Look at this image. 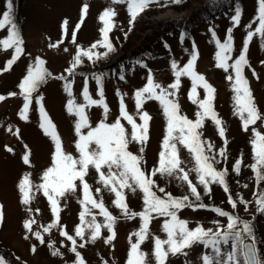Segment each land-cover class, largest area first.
Masks as SVG:
<instances>
[{"label": "rangeland", "instance_id": "rangeland-1", "mask_svg": "<svg viewBox=\"0 0 264 264\" xmlns=\"http://www.w3.org/2000/svg\"><path fill=\"white\" fill-rule=\"evenodd\" d=\"M218 1L220 4H229L230 0H198L192 2L189 8L182 11H175L170 6L175 4L173 0H155L148 7L153 10L149 16L151 27L144 32H140L139 26L134 29L133 34L139 37L131 51L126 52L130 53L129 56L119 51L105 65H99V59L93 62L82 57V63L74 69L73 75H69L65 70L71 66L77 46H80L82 50L88 49L94 42L101 39L99 29L103 27V24L98 17L105 8H112L116 13L113 18L115 26L109 32V39L113 47L115 48L123 39L129 25L126 5L113 3V0H24L19 18L15 20L13 16L23 39V52L9 70L0 71V95L5 97L0 100V205L3 206L4 216L3 223L0 224V257H3L7 264H74L76 257L75 253L70 251L72 244L66 237L60 235L61 228L76 240L77 251L80 252L84 264H125L130 247L129 236L139 230L141 218L139 216L128 218L122 214L121 210L113 203L114 193L98 182V174L94 169L88 170L85 180L90 185L93 196L97 200H102L105 208L116 218L113 225L115 237L107 243L105 240L110 233L104 227H101V234L95 240L88 239L91 233L87 228H85L84 239L75 236V227L80 224L79 213L82 210L78 203L82 196L79 181H77L75 192L67 193L60 198L59 219L48 233L42 232L43 227L53 224L56 218L53 217L43 192L34 187L33 199L30 203L28 205L21 203L17 184L22 175L29 173L33 185L41 183L42 173L51 165V155L54 151L52 140L44 134L39 126L40 114L36 97H42L41 103L55 125L63 151L78 158L79 153L75 147L78 137L74 127L77 117L67 111L68 99H74L76 104H86L82 95L85 86L92 99H100L95 84L97 82L95 77L99 76L100 84L103 87V99L109 110L105 122L111 124L119 116L122 98L126 110L139 124L141 121L135 105L134 92L144 86L149 72L155 82L167 88L175 81L171 62L175 61L178 68L183 67L190 59L194 47L197 53L195 71L202 74L215 89L212 106L222 121L225 134L224 137L219 135L216 125L210 118L204 120L203 126L198 131L201 133V140L205 142L206 154L215 158L216 162L213 166L217 170H227L225 179L231 192L226 193L222 186L212 183L209 185L210 191L206 193L204 187L199 184L196 174L189 171L194 167L191 155L179 143H177V148L183 162L181 167L185 171H189V179L197 187L200 200L196 201L195 197L191 195L187 183L176 176L159 173L151 176L155 181L153 191L163 197L164 194L160 193L158 189L164 188L165 192L170 193L173 197L187 195L193 205L207 206V208L185 207L178 211V217L187 221L189 228L199 225L205 229L215 230L217 224L214 221L226 226L227 218L220 217L212 211L214 207H219L238 216L241 220L250 221L253 212L257 211L253 193L264 191V183L258 190L255 174L249 167L253 163L250 140L253 138V128L264 134V119L257 120L254 125H249L247 131L242 128L240 117L234 114L232 81L226 78L229 75L234 77V73L231 68L227 72L218 68L214 57L217 51L216 40L223 42L229 28L232 29V52L228 63L231 64L239 56L247 32L254 31L257 26L258 21L256 23L252 21L256 15L258 4L257 0H241V2L239 0L228 8L223 16H219L220 14L214 16L213 13L219 8ZM6 3L7 0H0V14L6 10ZM239 3L240 6H238ZM84 5H87V12L76 32L75 42H73L72 31L80 22L81 9ZM237 8L241 11L240 22L233 26L231 17ZM204 11H207V14ZM202 13H204V18L207 17L201 23L199 20H202ZM209 15H213V17L209 18ZM182 18L187 21L183 26H180L179 23H184ZM64 19L69 22L66 32L61 29V22ZM249 24H251V28L247 27ZM213 32L216 34L215 39L212 35ZM5 36H7V28L0 30V38ZM149 43L151 44L148 45ZM50 44H57V46L49 47ZM262 44H264V35L261 34H255L249 41L246 53L249 63L245 66L243 74L248 81L255 105L264 116V63H262L264 62V47ZM146 46L147 48L144 49ZM94 51L102 53L106 50L97 47ZM150 53L152 56L149 58L147 54ZM12 54V49L0 50V69L4 68ZM37 57L45 62L44 67L51 73V76L33 93L27 113L28 119L24 120L19 115L24 101L23 97L19 95L20 90L17 85L26 74L28 66L34 64ZM253 71L255 75H253ZM83 73H87V77L82 76ZM60 76L66 77L71 82V97L64 90L65 80L59 79ZM190 89V78L181 76L180 87L175 90L176 95L171 99L178 103L181 115L195 120V114L199 108L188 98ZM168 90L172 91V89ZM8 93H17V95L9 96ZM197 93L199 99H204L205 93L202 87L197 88ZM142 109L148 112L151 117L148 122V140L143 145L130 142L128 150L142 156L140 166L146 174H151L152 170L158 166V154L161 151L166 121L158 101L147 100ZM85 113L92 127L104 119L103 108L98 105L86 107ZM121 124L125 127L130 139L131 125L123 119H121ZM9 127L13 132L18 129L19 136L8 131ZM87 130L82 129V132L86 133ZM208 144L212 145L211 150H207ZM25 145L30 149V165H25L21 159ZM6 146L12 148L13 151L8 152ZM141 147L144 149L143 153L140 152ZM221 149L224 150V156L220 155ZM237 159L241 161L238 174L233 171V164ZM104 171L106 172L107 169ZM245 171L246 174H244ZM97 188L100 189L99 193L96 192ZM229 193L236 202L235 209L228 203ZM123 194L131 212L139 213L143 210L142 193L139 189L132 191L125 188ZM241 197L248 202L247 210L245 205L240 203ZM92 211L96 216V222L103 225L104 217L99 215V210L93 209ZM153 216L154 218L149 224V235L140 245L141 251L147 254V264H155L152 254L153 237L166 239V234L161 228L165 218L157 217L155 214ZM25 219L36 221L32 228L34 231L42 232L45 244H40L23 228ZM85 219L91 220V216ZM251 223L253 235L257 234L260 239V254L258 256L264 262V214L256 222ZM25 235H28L29 238L25 239ZM135 241L136 237L132 236V242ZM49 242L59 249L61 255L53 256L51 254V250L48 248ZM254 242L257 246L256 238H254ZM81 243L84 244L82 248L79 247ZM32 245L37 248L35 253L31 251ZM220 247L222 253L226 254L231 251V242L227 245L221 244ZM185 251L186 255H169L166 264H203L202 255L212 254L211 248H205L200 243ZM257 251L259 253V250Z\"/></svg>", "mask_w": 264, "mask_h": 264}, {"label": "snow or ice", "instance_id": "snow-or-ice-1", "mask_svg": "<svg viewBox=\"0 0 264 264\" xmlns=\"http://www.w3.org/2000/svg\"><path fill=\"white\" fill-rule=\"evenodd\" d=\"M155 0H113V3H120L126 5V11L129 15V24L131 25L150 4ZM179 3L180 0H173ZM257 11L253 17V23H257L254 31L250 30L243 42V47L240 54L235 60L229 64L232 52V29L227 30L228 34L223 42L216 40L217 51L215 53L216 66L224 69L226 72L229 68L232 69L234 77L229 75L226 77L232 81L231 87L233 91L234 114L238 115L242 122V128L247 131L249 125H254L257 120L264 119V116L258 111L248 81L244 76V68L248 65L246 53L248 50L249 41L255 34L264 35V0H257ZM87 12V5L81 9V19L72 31V39L75 42L76 32L79 30L83 22L84 16ZM116 15L114 9L105 8L98 19L102 22L103 27L99 29L101 39L94 42L88 49L82 50L77 46L76 55L71 61V66L65 71L69 75L74 74V69L82 63V57H86L89 61H95L101 57L107 56L114 51V47L109 39V32L114 25V16ZM241 11L239 8L235 10L231 20L233 26L240 22ZM68 20L64 19L61 22L62 31L66 32L68 27ZM251 28V24L247 26ZM7 28V36L0 38V50L12 49L13 54L9 60L6 61L5 66L0 71H7L19 58L23 52V39L21 33L13 19V4L12 0H7L6 10L0 14V30ZM211 31V29H210ZM215 39V32L212 33ZM57 44H50L49 47H56ZM97 47H102L106 51L98 53L94 51ZM264 47V44H262ZM197 60V53L195 47L190 59L183 65L177 66L175 61L171 62V68L175 81L168 85L167 88L162 87L155 82L151 72H149L146 83L143 87L134 92V99L136 109L141 123L137 124L133 116L128 113L121 98L120 114L116 120L108 124L105 122L108 113V107L103 99V91L99 92L100 99H92L89 96L87 87L85 86L82 95L86 104H76L75 100L70 98L67 101L66 108L71 114L77 117L75 122V132L78 139L75 141V147L79 153L78 158H74L71 154L65 153L62 148V142L58 136L55 125L48 117L41 103L42 97H36V103L39 105L40 114V128L44 134L48 136L53 144L54 151L51 155V165L47 167L43 173L42 182L38 185H33L30 174L24 173L17 184L20 193L21 203L28 205L33 199V188L42 191L47 198L50 205L52 215L55 219L53 224L43 227L42 232L48 233L50 229L55 226L59 219L60 198L67 193L75 192L77 190V181L81 189L82 196L78 200L82 210L79 213L80 224L75 227V236L81 239L85 238V228L90 230L89 240H95L101 234V227L107 228L110 235L105 240V243L111 241L115 237L114 222L115 217L105 208L102 200H97L90 188V185L85 180L88 170L94 169L98 174V182L103 184L110 192L114 193V205L119 208L125 216L132 218L139 216L141 218V225L139 230L130 234L129 236V250L125 264H147V254L141 251L140 245L147 239L149 235V224L154 218L164 217L162 223V231L166 234V239L153 237V257L155 264H166L169 255L185 254L186 249L193 245L200 243L205 248H211L212 254H204L201 259L203 264H238L239 257H242V264H264L257 255V249L254 243L253 227L251 221L241 220L238 216L230 214L219 207L212 208V211L217 213L220 217H226V226H222L218 221L215 230L209 228L205 229L197 225L194 228L188 227V222L180 219L177 215L178 211L185 207H206L203 204L193 205L189 196L173 197L170 193H166L164 188H159V192L164 196H159L153 191L155 181L151 178L156 173L167 176H176L183 182H186L189 191L196 201L200 200V193L197 187L189 179V171L196 174V178L200 185L204 187L207 193L210 191L209 185L212 183L219 184L223 187L226 193L229 192L226 175L227 170H217L213 164L216 162L214 157L206 154L205 142L201 140V133L198 131L203 126L206 118H210L216 125L218 133L224 137V128L222 121L218 118L212 106L215 89L209 84L202 74L195 71V61ZM44 61L37 57L34 64L28 66L26 74L23 76L17 87L19 88V95L23 97V106L20 110L21 119H28V109L32 100L33 93L37 91L42 83L51 76V73L44 67ZM264 63V62H262ZM253 75L255 72L253 71ZM187 76L191 80V89L188 94L189 100L198 105L199 110L196 112V119L190 120L186 116L180 114L178 103L171 99L176 95V91L180 87V77ZM59 79L65 80L64 90L69 97L72 96L71 82L66 77L60 76ZM98 85L100 84V77H95ZM123 79V76H121ZM202 87L205 93L204 99H199L197 88ZM168 89H172L169 91ZM159 90V91H158ZM9 96H15L17 93H8ZM119 95V93H118ZM5 99L0 95V100ZM147 100H156L159 102L163 115L165 117L166 126L165 134L161 142V151L158 154V166L155 167L151 174H146L141 168L142 156L133 154L128 150L130 142H136L143 145L148 140V122L151 117L148 112L143 111L142 106ZM92 105H98L103 108L104 119L100 120L95 127L89 123V118L85 113V108ZM121 119L126 120L131 125L130 139L125 127L121 124ZM82 129H88L86 133ZM8 131L13 135L19 136V130L13 132L11 127ZM253 138L250 140L252 146L253 163L249 165L256 177V183L259 185L260 181L264 180V134H261L255 128L252 129ZM177 143L182 145L194 161V167L189 171H185L181 167L183 163L179 157ZM94 145V147H93ZM212 145H207V150H211ZM24 153L21 157L25 165H30V149L24 146ZM8 152L13 149L6 146ZM143 147L140 152L143 153ZM220 155L224 156V150H220ZM241 161L237 159L233 164V171L237 174L240 171ZM104 169H107L105 172ZM247 187V185H245ZM128 188L132 191L139 189L142 193L143 210L139 213L131 212L125 202L123 189ZM97 188L96 192L99 193ZM255 203L257 211L264 213V191L254 192ZM228 203L233 209L236 208V202L232 196L228 195ZM240 203L245 205L247 210L248 202L240 198ZM3 206L0 205V224L3 223ZM93 209L99 210V215L104 217V224L101 225L96 222V216ZM91 216V220L85 218ZM34 219H25L23 221V228L35 237L40 244H45V238L41 231H34L32 225L35 224ZM60 235L67 238L71 242L72 247L70 251L75 253L74 264H84V260L77 251L76 240L72 235H69L63 228L60 230ZM132 236L136 237V241L132 242ZM25 239L29 236L25 235ZM246 239H251L253 243H246ZM231 242V251L222 253L221 244H229ZM79 247H84L81 243ZM48 248L51 250L53 256L61 255L59 249L49 242ZM31 251L35 253L37 248L35 245L31 246ZM0 264H6L3 257H0Z\"/></svg>", "mask_w": 264, "mask_h": 264}, {"label": "trees", "instance_id": "trees-1", "mask_svg": "<svg viewBox=\"0 0 264 264\" xmlns=\"http://www.w3.org/2000/svg\"><path fill=\"white\" fill-rule=\"evenodd\" d=\"M194 1H198V0H180L179 3L171 4L170 6L175 11H181V10L189 8L191 6V3L194 2ZM237 1H239V0H230L229 4L228 3L220 4V2L218 1L219 3H217V4H218L219 8H218V10H216L213 13V15L215 16V15H219L220 14L219 16H223L225 11L228 8L232 7V5L235 2H237ZM240 2H241V0H240ZM23 3H24V0H12L13 16H14L15 20H17L19 18L20 9H21V6L23 5ZM238 6H240V3L238 4ZM144 11L145 12H142L141 14L138 15L137 19L131 25L130 24L128 25V28H127V30L125 32V35H124L123 39L116 45V47L114 48V51L110 52L107 56L101 57L98 60L99 65H102V64L105 65L106 63L110 62L111 57L114 54L118 53L119 51H122V52H124V54L129 56L130 53L128 54L126 52L131 51V48L135 45V43H137L138 37H139L138 35L133 34L134 33V29L139 26L140 27L139 28L140 32H144L146 29H149L151 27L149 16L153 12V10L151 8L150 9L147 8ZM204 12H206V14H207V11H204ZM213 15H209V18L213 17ZM202 16H203L202 20H199V22H201V23L204 22L206 17H207V16H205V18H204V13H202ZM150 44L151 43H149L148 45H150ZM145 48H147V46L144 47V49ZM148 56L150 58L152 56L151 53L147 54V57ZM130 57H131V55H130ZM244 174H246V171H245ZM255 182H256V177H255ZM263 183H264V180L260 181L259 185H257V183H256V186H257L258 190L260 189V187H261V185ZM227 186H228L229 192H231L230 187H229L228 184H227ZM223 191H224V189H223ZM229 194H231V193H229ZM263 214L264 213H260L258 211L253 212L250 221L251 222H256L258 218L263 216ZM254 236H255L254 238H256V243H257L259 254H260V242H259L260 239H259V236L257 234H254ZM9 257H10V255H9ZM260 258H261V255H260ZM242 260H243V258L239 257L238 264H242ZM261 261L263 262L262 258H261Z\"/></svg>", "mask_w": 264, "mask_h": 264}, {"label": "water", "instance_id": "water-1", "mask_svg": "<svg viewBox=\"0 0 264 264\" xmlns=\"http://www.w3.org/2000/svg\"><path fill=\"white\" fill-rule=\"evenodd\" d=\"M246 243H253L251 239H246ZM256 247V246H255ZM258 255V254H257Z\"/></svg>", "mask_w": 264, "mask_h": 264}]
</instances>
